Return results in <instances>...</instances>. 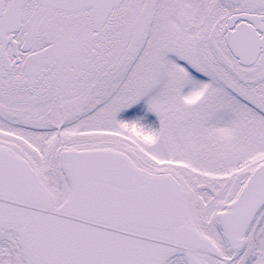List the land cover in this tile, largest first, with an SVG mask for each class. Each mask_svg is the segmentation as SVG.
I'll return each instance as SVG.
<instances>
[{
  "label": "snow or ice",
  "instance_id": "snow-or-ice-1",
  "mask_svg": "<svg viewBox=\"0 0 264 264\" xmlns=\"http://www.w3.org/2000/svg\"><path fill=\"white\" fill-rule=\"evenodd\" d=\"M0 264H264V0H0Z\"/></svg>",
  "mask_w": 264,
  "mask_h": 264
}]
</instances>
